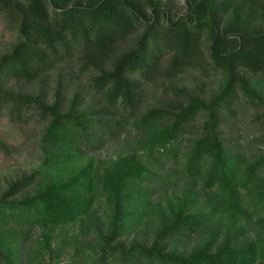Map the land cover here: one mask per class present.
<instances>
[{
  "label": "trees",
  "instance_id": "trees-1",
  "mask_svg": "<svg viewBox=\"0 0 264 264\" xmlns=\"http://www.w3.org/2000/svg\"><path fill=\"white\" fill-rule=\"evenodd\" d=\"M172 1L0 0V17L17 26L19 38L0 58V116L13 123L38 117L42 123L40 167L0 195V264H21L20 237L37 225L43 227V252H53L55 227L90 216L99 194L107 196L109 212L96 264L264 259V153L247 157L220 132L226 116L246 103L264 109V0H185L182 13L174 12ZM192 70L200 75L189 89L180 80ZM85 72L92 73L94 96L88 101L84 85L75 82ZM215 75L220 87L209 98L207 84ZM249 75L260 77L253 82ZM11 78L40 84L53 78L52 100L47 91L6 88ZM159 79L186 101L175 111L152 107L138 116L131 124L138 133L135 150L85 160L128 129L145 82ZM200 114L201 134L181 150L185 127ZM257 116L264 122V112ZM10 148L0 140V150ZM154 152L176 160L182 155V173L193 181L164 203L154 198L152 184L172 183L174 175L152 171ZM33 184L34 193L18 197ZM143 224L153 226V239L127 244L125 237ZM253 227L261 230L247 237ZM43 252L34 264H52Z\"/></svg>",
  "mask_w": 264,
  "mask_h": 264
},
{
  "label": "rangeland",
  "instance_id": "rangeland-1",
  "mask_svg": "<svg viewBox=\"0 0 264 264\" xmlns=\"http://www.w3.org/2000/svg\"><path fill=\"white\" fill-rule=\"evenodd\" d=\"M184 2L185 0L172 1L171 4L174 12H184ZM18 42L17 26H10L7 20L0 17V58L2 55L11 52L14 45ZM121 47L125 46L121 45ZM106 68L108 67L106 66ZM74 69L78 70V66L76 65ZM199 75V71H187L182 74L180 82L185 83L184 85L187 84L188 88L190 86L192 87L195 85V81ZM90 76H92L90 72L80 73L75 80L76 83H81L80 86L84 85V97L87 101L94 96L92 89L88 87ZM249 77L254 82L260 76L249 75ZM211 79L212 81L207 84V96L209 98L219 89L221 76L215 75ZM169 84L170 82L164 79L145 82L143 97L139 102L136 115L130 119L131 123L128 129L120 133L118 137L106 141L105 144L92 151L85 160L94 159L98 162L100 160L114 159L120 153H127L130 149L135 150L138 143L133 139L138 138V133L131 124L138 116L143 115L152 107H164L169 112L175 111L174 109L177 104L186 101L184 97L179 98L177 95L169 92L167 90ZM4 85L11 90L34 94L39 93L41 90L47 91L48 100H52L53 78L47 84H40L38 81L26 83L11 78ZM72 94V91L68 92V99L72 97ZM241 101L244 100L241 98ZM262 112H264L263 108L250 106L246 103V106L241 107L234 116L227 115V122L220 128L223 138L231 141L235 145V149L247 157L262 155L264 153V122L262 117L257 116ZM202 126L203 116L200 114L185 127V131L180 140L181 150H185L188 147L190 139L201 134ZM41 128L42 123L38 120V117L25 123H13L7 115L3 114L0 116V140L6 141L11 147L9 150H0V195L11 181L21 178L24 175H29L40 167L42 162V150L40 147ZM139 153L146 160H150L149 152L146 149L140 150ZM158 155L157 152H154L157 162L149 164L152 171H157L160 177L162 175L166 176L169 171L174 175L173 179H169L171 182L172 180L174 181L172 183H164L158 186L157 184H152L156 189L154 198L164 203L166 196H171L173 190L180 187L184 182L193 184V181L182 173V155L178 157V160L166 157L160 158ZM159 164H163V166L159 168ZM36 187L37 184H33L19 194L18 197H26L34 193ZM197 188H201V179L197 182ZM108 212L109 204L107 196L99 194L90 216H85L82 221L78 220L71 224L55 227L52 241L53 247L55 248L53 252H43L42 250V226L37 225L28 229L27 235L20 237L19 240V252L17 255L21 264H34L33 260L39 256L38 250H41L45 259L52 264H96L93 259L98 256L96 254L98 249V236L101 230L105 231L107 228L106 216ZM258 229L261 230L260 227L250 228L247 232V237H255ZM152 239L153 226L143 224L138 227L137 231L125 237L124 240L127 244H130L133 240L150 241ZM185 242L186 238L181 240V243ZM192 245L193 242L189 243V246ZM61 246L64 248L58 251V248ZM38 258H41V256ZM111 264L125 263L121 260H115ZM136 264L147 263L138 262ZM258 264H264V259H261Z\"/></svg>",
  "mask_w": 264,
  "mask_h": 264
}]
</instances>
